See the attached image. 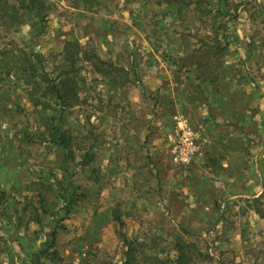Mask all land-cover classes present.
<instances>
[{"label":"rangeland","instance_id":"rangeland-1","mask_svg":"<svg viewBox=\"0 0 264 264\" xmlns=\"http://www.w3.org/2000/svg\"><path fill=\"white\" fill-rule=\"evenodd\" d=\"M23 1L0 0V264H31L53 231L55 264H122L121 234L172 260L178 236L209 256L198 264H264V192L227 199L197 173L222 145L226 175L262 160L264 186V137L245 118L264 101V0H43V19ZM68 42L102 72L83 53L67 61ZM39 56L51 77L70 71L81 86L63 124L75 159L49 141V112L35 106ZM177 115L202 163L174 165ZM63 175L80 202L68 215Z\"/></svg>","mask_w":264,"mask_h":264},{"label":"trees","instance_id":"trees-1","mask_svg":"<svg viewBox=\"0 0 264 264\" xmlns=\"http://www.w3.org/2000/svg\"><path fill=\"white\" fill-rule=\"evenodd\" d=\"M22 7L37 15V17L43 19L45 17L46 5L43 0H24L21 2ZM67 55L66 60L74 63L81 55L82 51L79 46H74L73 43L68 42L64 48ZM84 59L91 62L93 67L98 71L102 72L101 64L105 65L98 56L89 55L86 52L83 53ZM38 66H34V74L36 72V92L41 91V95L38 98V103L35 104L37 107H41V111L49 112L44 121V127L46 128L49 141L57 148L61 149L66 153L67 158L75 159V148L73 147L74 138L71 136L68 129H63V124L66 119L67 110L76 106L80 101L81 86L76 80L75 76H71L70 71H65L53 78L47 72L43 66L41 57L38 58ZM90 146L89 148H91ZM85 159L91 158L90 154L84 156ZM92 159V158H91ZM66 178L64 175L61 180L57 181L56 196L58 200L65 204L64 213L70 214L74 207L79 202V197L76 196L75 192H71L69 185L65 186ZM73 186V185H72ZM39 203L41 208L45 209L46 198L40 193ZM55 216V214H54ZM114 221L119 225L122 230L124 226L121 218L115 215ZM122 232V231H121ZM188 234V232H185ZM123 242L125 244L124 261L122 264H198L200 261L209 258L205 255L194 243L185 242L183 239H175V259L172 260L164 255V251L161 250L156 254H148L145 240L129 239L126 235L121 234ZM47 240L39 254H32L29 260L31 264H43L41 258H46L53 264L60 258H58V251L56 249V232L53 231L48 235ZM154 244H158L157 240H154ZM46 254V255H45Z\"/></svg>","mask_w":264,"mask_h":264},{"label":"crops","instance_id":"crops-1","mask_svg":"<svg viewBox=\"0 0 264 264\" xmlns=\"http://www.w3.org/2000/svg\"><path fill=\"white\" fill-rule=\"evenodd\" d=\"M255 102V103H253ZM249 103V109L250 108H256L253 111V114L251 115H245V118L247 116L252 118L253 123L255 124V130L257 133H259L261 136L264 137V128H263V121H264V101L260 102V106H258V103L256 101H253ZM229 120L233 121L235 117L228 115L227 116ZM237 120L239 118H236ZM218 122V121H217ZM206 129V126H204ZM206 135V134H205ZM221 147H213L209 146L208 148L211 152V163L209 162V165L206 167H203L201 165H198V171L197 173L201 172V175H198V179L201 182H212L215 180V185L216 187H221L222 190L225 192L226 195L229 197L227 199L231 198H238V197H243L246 199L252 198L256 199L259 198L263 192H264V186L262 184L263 180V162H256L255 164H251V170L250 174L248 175H242L241 171L234 172L230 175H226L225 170H222L221 166V155L223 156V153H227L225 149H222ZM206 147V146H205ZM262 150L259 149V151ZM200 155L199 153L196 155V157ZM195 157V158H196ZM201 158V157H197ZM257 158V157H256ZM261 159V157H260ZM204 158L198 160L194 159V161L198 162H203ZM193 161V162H194ZM258 161V160H257ZM219 164L220 167H216V164ZM202 176H205V179H201Z\"/></svg>","mask_w":264,"mask_h":264},{"label":"built area","instance_id":"built-area-1","mask_svg":"<svg viewBox=\"0 0 264 264\" xmlns=\"http://www.w3.org/2000/svg\"><path fill=\"white\" fill-rule=\"evenodd\" d=\"M176 133L171 139L170 155L174 165L188 167L200 151L199 137L188 119L175 116Z\"/></svg>","mask_w":264,"mask_h":264}]
</instances>
